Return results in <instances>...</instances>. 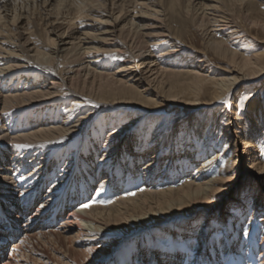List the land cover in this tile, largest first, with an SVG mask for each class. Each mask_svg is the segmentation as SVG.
Masks as SVG:
<instances>
[{"label":"bare ground","instance_id":"obj_1","mask_svg":"<svg viewBox=\"0 0 264 264\" xmlns=\"http://www.w3.org/2000/svg\"><path fill=\"white\" fill-rule=\"evenodd\" d=\"M246 4L264 10V0H0V264H264V159L232 108L239 87L264 79V52L228 48L239 41L231 12ZM170 16L204 45L185 63L183 97L159 93L183 51ZM208 51L234 64L224 77L210 78ZM120 108L126 125L105 115L92 126ZM145 118L160 123L150 135L136 124ZM218 129L230 153L218 143L206 156ZM244 160L250 183L228 211L191 219L218 205Z\"/></svg>","mask_w":264,"mask_h":264},{"label":"rangeland","instance_id":"obj_2","mask_svg":"<svg viewBox=\"0 0 264 264\" xmlns=\"http://www.w3.org/2000/svg\"><path fill=\"white\" fill-rule=\"evenodd\" d=\"M261 9V10H260ZM262 7H258L256 5V7L254 6H250V5H245L242 9H235L234 11H232V15L233 17H235V20H232L230 18V20L232 22H236L235 26L237 27V32H236V37L239 38L238 43L236 46H232V47H228L230 50H235L238 52V55H240L241 57H250L253 54L256 53H260V52H264V45L262 44H258V42H263L264 41V15L263 12L264 10H262ZM91 23V22H89ZM167 24L169 25V27L172 29L173 32H175L179 37H180V41L183 44V51L182 53H180L177 57H175L174 59H171L172 62L171 65H167V66H163V67H167V69H171V71H174L172 74L166 75L164 77V79L161 81L162 85H161V90L159 93H161L162 90H165V92H168L169 94H173V95H178L179 97H183L181 95V93L183 95H185V93H189L193 90L192 88V80L190 78V76H188L187 74H184L186 71H189V67H187V62H189L191 59H193V57L195 56L194 52L197 50H202L204 48V45H202V38L201 35L199 33H197L195 31V29L193 28V26L187 22L181 21L179 18H175V16H170L168 18V22ZM92 25V23L90 24ZM88 32H93V27H87L86 28ZM89 29V30H88ZM241 34V35H237V34ZM217 36V37H216ZM213 37V39L215 41H222L224 40L222 37H220L219 35H216ZM241 36V37H240ZM221 39V40H218ZM96 47L99 48H108V49H116L117 45H112V46H101L100 44H95ZM196 49V50H195ZM193 53V54H192ZM205 60L207 61V65L211 68V70L213 71L210 78L213 77H224L227 73L228 69H231L230 66H234V64L232 63V61H230V59L226 58H217L213 53L211 52H207V54L204 56ZM209 58V59H208ZM196 60V59H195ZM12 59H8L7 60V64H11L12 63ZM112 61L113 58H112ZM233 61H235V59H233ZM183 64V65H181ZM98 82H96L97 84ZM259 84V85H258ZM256 85H252V84H244L241 87H239V89L236 91L235 93V97L232 100V108L234 110V112L236 113L237 117H241L242 120H244V125L245 126V133H253V136H258L256 137V139H254L255 141V145L256 148V152H258V156H262V158L264 159V79L258 83ZM259 87V92L257 93V95L255 94V89ZM151 99H155L150 97ZM202 99H208L207 95L202 96ZM258 99V100H257ZM260 101V105H261V110L259 111L258 114L254 113L253 111V106L254 104ZM107 107V106H105ZM128 108V107H127ZM109 110V111H108ZM123 110V108H120L117 111L111 110V109H107L106 111L102 110V111H98L96 113V122L93 123L92 126H101V119L103 117H105V115H107V117H117L118 116V122L121 121V124L126 125V123L128 122L129 118L132 117V114H129V112L131 110H125L124 113L119 112ZM218 112V109L216 110ZM109 112V113H108ZM119 112V113H118ZM201 112V111H200ZM200 112H196L194 114H192V116L186 117L183 119V116L181 117V124H186L188 126V123L194 124L196 120V118L198 117V115L200 114ZM217 112H215L214 114H211L210 112H208L207 116L208 117H203L202 121L206 119L210 120L213 118V116L216 117ZM148 118H145L144 120H139L136 124L137 127L140 126V128H145L148 132V134H152L153 129L154 131L156 130L155 126L159 123V121L154 122V124L152 122H147ZM162 120V119H161ZM160 120V121H161ZM187 120V121H186ZM252 127L257 128V130H253ZM90 128V127H89ZM95 130V128H94ZM252 130V131H251ZM216 136H214V138L211 140L210 144L208 145L209 147L207 148L206 151H204L206 156H210L212 154V150L213 147L212 144L218 145L219 150H221L222 153H225L228 151V153H225L226 157L229 155L230 153V144L227 143L226 139L221 140L222 137V133H221V129L216 130ZM257 131V132H256ZM220 134V135H219ZM179 134L177 133V136ZM220 136V138H219ZM261 137V138H260ZM214 139L216 141H214ZM262 139V140H261ZM256 140L259 142H256ZM214 141V142H213ZM223 142V143H222ZM261 142V143H260ZM228 145H227V144ZM242 143V141H241ZM259 145H258V144ZM228 148H227V147ZM263 146V148L261 147ZM223 147V148H222ZM212 148V149H211ZM222 148V149H221ZM259 148H262L261 151ZM228 149V150H227ZM225 151V152H224ZM260 151L262 153H260ZM225 157V158H226ZM239 168H236V174L233 178V182L230 184L229 186V191L220 194V196H218V200H220L218 202V205L216 206H208V205H202L203 207L200 208V212H197L196 215H194V217H192L191 219H195L199 216H209L212 213H224L226 212L227 208V204L233 200V198H235L237 196L238 193H240L241 190L244 189V187H246L249 183H250V178L247 175L246 171H248V166H249V161L244 160L240 165H238ZM264 183V182H263ZM244 192V190L242 191ZM243 194V193H242ZM224 197V198H223ZM264 201V193L262 194V199ZM250 201V200H249ZM252 203V199L250 201ZM206 207V208H205ZM208 207V208H207ZM210 207V208H209ZM36 207H34L35 209ZM33 209V210H34ZM228 211V210H227ZM188 212V211H186ZM184 214V213H182ZM203 214V215H202ZM264 213H262L260 216H262ZM259 216V217H260ZM180 219V218H179ZM249 221V215H247L246 221L245 223H247ZM181 222V221H179ZM19 239V237H18ZM18 239H15L16 241H18ZM14 240V241H15ZM259 240V239H258ZM257 240V241H258ZM9 243H12L11 241H9ZM258 243V242H256ZM11 244H9L6 248V251L8 252L10 250Z\"/></svg>","mask_w":264,"mask_h":264}]
</instances>
